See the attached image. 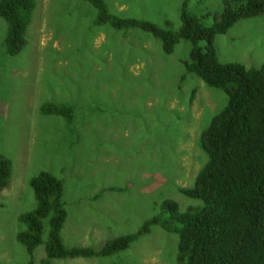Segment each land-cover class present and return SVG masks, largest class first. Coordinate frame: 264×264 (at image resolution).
I'll list each match as a JSON object with an SVG mask.
<instances>
[{"label": "rangeland", "instance_id": "rangeland-1", "mask_svg": "<svg viewBox=\"0 0 264 264\" xmlns=\"http://www.w3.org/2000/svg\"><path fill=\"white\" fill-rule=\"evenodd\" d=\"M115 14L181 26V12L197 16L223 10V0H106ZM22 50L6 47L0 17V155L13 162L12 183L0 196V264H48L45 244L33 255L17 241L19 214L37 201L30 179L50 171L64 181L68 211L62 238L68 246L98 248L135 232L158 215L166 199L181 210L197 201L184 196L207 160L199 146L204 127L227 102L185 69L192 47L182 40L171 54L138 28L94 23L85 0H36ZM212 18L206 21L212 22ZM216 48L224 61L260 67L264 16L243 18ZM74 106L68 125L44 115V102ZM50 226L45 220L44 241ZM179 236L156 225L150 234L112 256L52 259L49 264H175Z\"/></svg>", "mask_w": 264, "mask_h": 264}, {"label": "trees", "instance_id": "trees-1", "mask_svg": "<svg viewBox=\"0 0 264 264\" xmlns=\"http://www.w3.org/2000/svg\"><path fill=\"white\" fill-rule=\"evenodd\" d=\"M89 1L97 10L96 25L109 24L118 30L141 29L159 39L165 53L171 54L182 40L192 43L185 69L200 77L209 87L227 94L226 104L203 128L199 146L207 160L194 183L180 192L197 201L181 210L177 201L166 199L161 212L143 221L135 232L108 239L98 248L68 246L62 229L68 218L64 181L50 171L30 179L37 205L19 214L24 228L16 239L31 256L45 244L46 263L52 259L112 256L127 250L156 225L178 234L175 264H264V62L247 67L240 62L222 61L216 37L227 33L243 18L264 16V0H223V10L197 16L181 12V26L165 29L154 21L115 14L106 0ZM36 0H0V17L8 24L7 51L19 53L33 19ZM212 18V22L206 21ZM74 106L47 101L44 115H57L70 126ZM13 162L0 155V196L12 183ZM45 220L50 230L44 241Z\"/></svg>", "mask_w": 264, "mask_h": 264}]
</instances>
